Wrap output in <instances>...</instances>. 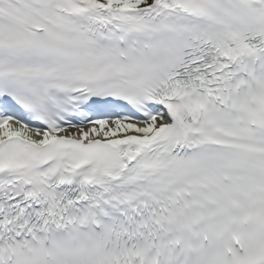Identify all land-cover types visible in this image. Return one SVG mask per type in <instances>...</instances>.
Instances as JSON below:
<instances>
[{
	"label": "snow or ice",
	"instance_id": "1",
	"mask_svg": "<svg viewBox=\"0 0 264 264\" xmlns=\"http://www.w3.org/2000/svg\"><path fill=\"white\" fill-rule=\"evenodd\" d=\"M0 264H264V0H0Z\"/></svg>",
	"mask_w": 264,
	"mask_h": 264
}]
</instances>
